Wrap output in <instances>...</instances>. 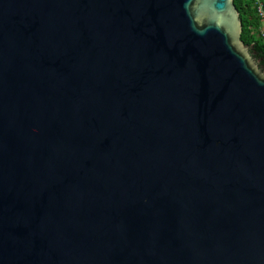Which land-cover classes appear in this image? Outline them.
<instances>
[{
    "label": "water",
    "instance_id": "95a60500",
    "mask_svg": "<svg viewBox=\"0 0 264 264\" xmlns=\"http://www.w3.org/2000/svg\"><path fill=\"white\" fill-rule=\"evenodd\" d=\"M232 0H0V264H264V70Z\"/></svg>",
    "mask_w": 264,
    "mask_h": 264
},
{
    "label": "trees",
    "instance_id": "16d2710c",
    "mask_svg": "<svg viewBox=\"0 0 264 264\" xmlns=\"http://www.w3.org/2000/svg\"><path fill=\"white\" fill-rule=\"evenodd\" d=\"M264 17V0H259ZM239 20V41L247 47V52L257 68L264 70V37L257 34L261 19L255 13L251 0H232Z\"/></svg>",
    "mask_w": 264,
    "mask_h": 264
},
{
    "label": "built area",
    "instance_id": "2783aa9c",
    "mask_svg": "<svg viewBox=\"0 0 264 264\" xmlns=\"http://www.w3.org/2000/svg\"><path fill=\"white\" fill-rule=\"evenodd\" d=\"M253 5H254V10L255 13L260 17L261 22H260V27L257 29V34L260 37H264V17L261 14V5L259 0H251Z\"/></svg>",
    "mask_w": 264,
    "mask_h": 264
},
{
    "label": "rangeland",
    "instance_id": "374dc122",
    "mask_svg": "<svg viewBox=\"0 0 264 264\" xmlns=\"http://www.w3.org/2000/svg\"><path fill=\"white\" fill-rule=\"evenodd\" d=\"M261 71H263V70H261ZM264 72V71H263Z\"/></svg>",
    "mask_w": 264,
    "mask_h": 264
}]
</instances>
